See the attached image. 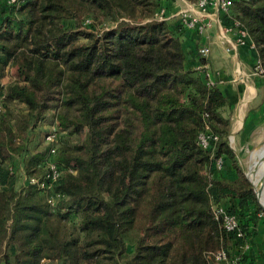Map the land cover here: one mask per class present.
Masks as SVG:
<instances>
[{
    "label": "trees",
    "instance_id": "trees-1",
    "mask_svg": "<svg viewBox=\"0 0 264 264\" xmlns=\"http://www.w3.org/2000/svg\"><path fill=\"white\" fill-rule=\"evenodd\" d=\"M161 9L173 12L166 0H0V264H216L251 243L264 212L228 142V99L185 45L199 33ZM220 20L239 23L264 66V0H233ZM43 125L59 177L28 182L46 172L49 150L34 151L6 190L7 162L25 160Z\"/></svg>",
    "mask_w": 264,
    "mask_h": 264
},
{
    "label": "crops",
    "instance_id": "crops-1",
    "mask_svg": "<svg viewBox=\"0 0 264 264\" xmlns=\"http://www.w3.org/2000/svg\"><path fill=\"white\" fill-rule=\"evenodd\" d=\"M166 2L179 8L173 12L187 10L197 14L195 3ZM237 37V28L214 21L202 34L194 35L188 30L185 45L209 47L204 57L205 67L212 82L218 83L228 99V107L223 112L230 118L228 140H232L234 147H230L239 156L243 149L259 143L264 137V77L254 72V52L245 45H238ZM250 240L247 249L237 247L233 256H239L240 264H264V222L258 224Z\"/></svg>",
    "mask_w": 264,
    "mask_h": 264
},
{
    "label": "built area",
    "instance_id": "built-area-1",
    "mask_svg": "<svg viewBox=\"0 0 264 264\" xmlns=\"http://www.w3.org/2000/svg\"><path fill=\"white\" fill-rule=\"evenodd\" d=\"M8 4H13L19 2V0H5ZM233 4V0H197L195 2V6L197 7V14L193 15L189 13L187 10H182L180 12L170 13L169 15L165 14V10L161 9L157 17L159 19H167L172 16H180L183 23L191 29L196 30L199 34L205 32L209 27L212 26L214 21H217L218 24H221L220 16L224 13H229L230 7ZM227 27H235L238 31V37L236 42L238 45H245L250 48L254 53V72L260 76L264 77V66L262 65L260 59L256 55L254 44L249 41L247 32L239 25L238 22H232L230 24L224 25ZM198 53L202 57H206L209 53V47L207 46H200L198 48ZM206 77L208 78L207 83L212 84V80L210 79L209 72L205 73ZM1 109V106H0ZM54 129V128H53ZM56 134L53 130L52 133L47 135V139L53 140ZM199 143L203 148H210L211 141H216L217 136L209 130L206 126L204 132H200L199 136ZM55 153V146H52L48 151V157L46 160V172L45 174L38 178V177H31L29 178L28 182L33 185H37L38 187L42 188L43 190H48L50 188V184L59 177V167L53 160V155ZM215 168L217 170H221L223 168V160L222 157H218L214 161ZM50 202L53 201V196H50ZM212 214L215 219L221 221L223 227L227 231H238V236H244L245 233L238 229V219L237 216L233 213H229L227 208L223 205H214L212 207ZM238 247L242 250L247 249L249 247V243L245 242L239 244ZM214 258L216 264H238V260L234 256L228 257V253L224 250H219L214 253Z\"/></svg>",
    "mask_w": 264,
    "mask_h": 264
},
{
    "label": "rangeland",
    "instance_id": "rangeland-1",
    "mask_svg": "<svg viewBox=\"0 0 264 264\" xmlns=\"http://www.w3.org/2000/svg\"><path fill=\"white\" fill-rule=\"evenodd\" d=\"M171 9H179L176 8L174 5H170ZM174 11V10H172ZM174 13V12H171ZM225 109V108H224ZM53 127L49 126H41L37 128L31 135H30V142L28 144L30 153L26 154L25 160L22 159V157H13L11 158L8 162L7 165L11 170L12 176L9 181V184L5 187L6 190L13 188H17L22 182L25 181V177L23 176L22 173V165L26 163L28 160L30 154H32L34 151L35 152H44V154H47V151L54 145H56L57 137L53 140L47 139V135L53 132ZM229 142V140H228ZM229 145L234 147V143L232 140L229 142ZM238 160L239 164L244 172L248 174L249 179H251L249 171L250 167L253 163H255L256 159L258 161L264 159V137L260 139V142L257 144L251 145L249 148L243 149L240 154H238ZM256 157V158H255ZM229 167L226 166V174L229 172ZM228 170V171H227ZM246 177V176H245ZM252 180V179H251ZM253 182V181H252ZM37 186V185H36ZM37 188L42 189L37 186ZM262 209V208H261ZM73 240H79V235L75 236L72 238ZM40 264H57L56 261H48V260H43Z\"/></svg>",
    "mask_w": 264,
    "mask_h": 264
},
{
    "label": "bare ground",
    "instance_id": "bare-ground-1",
    "mask_svg": "<svg viewBox=\"0 0 264 264\" xmlns=\"http://www.w3.org/2000/svg\"><path fill=\"white\" fill-rule=\"evenodd\" d=\"M249 174L252 179H250V181H253L252 184L256 190L258 200L264 208V159L260 161L256 159L255 163L250 167Z\"/></svg>",
    "mask_w": 264,
    "mask_h": 264
},
{
    "label": "water",
    "instance_id": "water-1",
    "mask_svg": "<svg viewBox=\"0 0 264 264\" xmlns=\"http://www.w3.org/2000/svg\"><path fill=\"white\" fill-rule=\"evenodd\" d=\"M245 176H246L247 180L249 181V183L252 185V188H253V190H254V193H255V197H256V199H257V202H258L259 206L262 208V210H263V212H264V208L262 207V205L260 204V202H259V200H258L257 193H256V190H255V188H254V185L252 184V182H251L250 179L248 178L247 173H245Z\"/></svg>",
    "mask_w": 264,
    "mask_h": 264
}]
</instances>
